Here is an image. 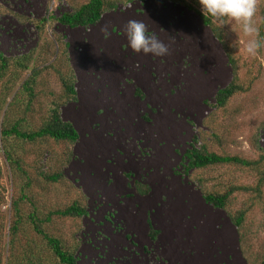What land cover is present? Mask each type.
Listing matches in <instances>:
<instances>
[{
	"label": "rangeland",
	"instance_id": "rangeland-1",
	"mask_svg": "<svg viewBox=\"0 0 264 264\" xmlns=\"http://www.w3.org/2000/svg\"><path fill=\"white\" fill-rule=\"evenodd\" d=\"M86 1L0 0V54L7 61L0 79V127L24 118L21 127L34 129L47 117L51 102L57 101L61 118L78 134L73 143L8 140L10 151L20 158L29 178L28 187L23 176L11 172L0 138V228L4 240L13 220L11 203L20 197L23 187L40 218L74 202L84 208L81 217L53 216L42 224L47 234L57 237L64 249L74 253L76 264H122L121 260L126 264H189L191 258L210 255L212 260L205 264H259L264 257V186L259 195L249 190L235 191L222 209L206 202L203 193L254 186L259 171L264 172V164L256 169L224 165L184 172L181 157L193 136L197 137V146L205 144L209 151L248 159L257 158L256 144L264 148V0H257L253 33H245L242 23L223 21L225 25L220 28L224 45L188 7L190 3L201 11L198 0H113L114 7L88 26L68 27L54 19L42 22ZM129 20L142 21L148 33L161 36L164 43L179 35L189 52L172 63L181 71L194 62L198 50L207 55L203 69L189 75L191 79L197 75L199 80L209 67L214 74L208 83L197 87L190 105L180 109L172 102L185 78L165 66V56L140 54L128 46ZM154 22L163 28L161 34H157ZM213 22L221 24L214 18ZM253 39L262 46L249 52L248 43ZM227 50L235 60L236 82L243 90L217 108V89L233 80ZM121 53L146 59L141 64L136 58L137 62H124L118 65L120 73L111 75L109 61L114 57L117 63ZM23 56L29 58L27 70L15 64ZM51 64L74 76V99L63 95ZM32 69L39 70L33 85L35 99L25 113L27 93L22 84ZM171 79L175 80L172 84H164ZM158 97L166 100V111L159 106ZM114 100L124 105L126 112L121 111L127 119H115ZM86 110L94 118L92 123L84 119ZM158 124L171 132L167 146L164 140L134 138L133 130L147 131ZM120 135L121 141L116 142ZM164 145L166 151L158 156L161 163L145 164ZM98 170L94 183L92 178ZM40 173H58L60 178L51 182ZM19 209L22 222L17 240L13 249L3 251L1 264H57L26 219L29 202L21 201ZM135 209L140 211L136 227L130 218ZM166 210L176 216L171 233L161 219ZM240 210H245V217L238 228L232 217ZM202 224L209 228L211 245L206 243L209 239L196 249L192 243L185 245V234L199 230ZM0 243L4 248V242Z\"/></svg>",
	"mask_w": 264,
	"mask_h": 264
},
{
	"label": "trees",
	"instance_id": "trees-1",
	"mask_svg": "<svg viewBox=\"0 0 264 264\" xmlns=\"http://www.w3.org/2000/svg\"><path fill=\"white\" fill-rule=\"evenodd\" d=\"M115 2L113 0H87L86 2L78 5L74 9L66 12H62L59 16H47L43 18L42 22H46L50 19H54L59 23L68 26V27H77V26H88L96 23L102 16L105 10L113 8ZM189 8H193L198 14L203 22V24L209 26L214 36L224 45L223 32L220 26L213 22V18L209 17L207 14H203L201 11L196 9L192 4H188ZM262 29L260 28V34ZM227 56L229 62L232 65L233 69V80L228 83V85L217 89L215 93V107H224L229 99L233 97L237 92L242 91V86L236 82V67L235 60L230 55L227 50ZM15 64L20 67L21 70H27L29 66V58L23 56L15 60ZM50 67L54 68V65L51 64ZM7 68L6 59L0 54V79L4 75V72ZM58 80L61 85L63 95L67 99H74L76 91L74 88V76L71 72L64 73L63 71L57 70ZM39 70L32 69L28 78L23 82L22 88L27 93V100L25 102L24 110L25 113L30 111L32 102L35 99V93L33 85L35 83V77L38 75ZM24 121V118H20L13 123L3 124L0 127V138L3 142V153L4 157L9 164L11 172L15 175L19 174L25 178L24 186L28 187L30 185L29 178L26 176V171L23 169L21 160L17 155H14L10 150H12L8 144V140L13 138L18 141H23L27 143H34L39 140L51 139L55 142H69L73 143L77 140L78 134L74 126L61 118L59 114V103L57 101L51 102V107L48 110V115L42 123L30 130L23 129L21 123ZM197 137L193 136L189 147L186 148L182 154V162L184 172L188 170H202L212 166H237L244 167L247 169H256L264 164V148H260L257 144L256 147L259 150L257 158L248 159L234 154L227 153H217L209 151L205 144H199L197 146ZM40 176L47 181L57 182L60 178L58 173H40ZM264 186V172L259 171L257 183L254 186H232L227 188L222 193H213L206 192L203 193V198L206 202L211 203L217 208H224L229 197L237 190L243 189L244 191L249 190L253 191L256 195H259L261 188ZM22 193L17 200L12 201V210H13V220L10 226L7 229L8 239L4 240L3 229L0 228V241L4 242L0 246V264L2 253L5 250H11L14 248V244L17 240V235L20 229V224L22 222V217L20 215L19 203L21 201L27 200L30 205V211L27 214V221L29 222L32 231L44 241L47 250L56 260L57 264H76V258L73 252L64 249L61 241L57 237L50 236L42 228V224L50 222L53 216L61 217H81L85 214V210L77 202L68 205L63 209L52 210L46 213L43 218H40L37 214L36 207L33 202H31L25 193V190L22 187ZM245 217V210H240L235 216L232 217L234 224L240 228L242 226L243 220ZM1 244V243H0ZM6 248V249H5ZM8 264V262H7ZM259 264H264V257L262 258Z\"/></svg>",
	"mask_w": 264,
	"mask_h": 264
},
{
	"label": "bare ground",
	"instance_id": "bare-ground-1",
	"mask_svg": "<svg viewBox=\"0 0 264 264\" xmlns=\"http://www.w3.org/2000/svg\"><path fill=\"white\" fill-rule=\"evenodd\" d=\"M154 25H155V28H156V30H157V34H161L162 33V29H161V25H160V23L158 24V23H156L155 24V22H154ZM174 29V28H173ZM168 30H170V29H168ZM182 30V29H181ZM180 32V31H179ZM181 33V32H180ZM165 34V33H164ZM174 34H175V32H174ZM185 34V33H184ZM173 36V35H172ZM182 36V35H181ZM158 37V36H157ZM161 37V36H160ZM159 37V38H160ZM121 38H122V36H121ZM162 38H164V37H162ZM186 38H187V36H186ZM187 40V39H186ZM185 40V41H186ZM165 44H167L168 45V47H169V52H168V54L167 55H165V62H164V64H165V66L166 67H169V68H172L173 69V71L176 73V75L177 76H182V77H184L185 78V80H184V82H183V84L178 88V90L176 91L177 92V94L175 95V97L172 99V102H175V103H177V107L178 108H180V109H183V108H185L187 105H190L191 104V102L193 101V99H194V95H195V93H196V90H197V87H199V85H201V84H205V83H208L210 80H211V78H212V76H213V70H212V68H210L209 67V70H208V72L206 73V74H203V76H201V78L198 80V79H196L195 77L197 76V75H195V77H193L192 79H191V76L189 75V74H191V72H192V74H194V72L195 71H198L199 69H203V67H204V61L205 60H207V55L205 56V55H203V53H202V50H198L197 51V57H195V60H194V62H192V63H190L187 67H186V69L185 70H180V69H178V68H176V66H174L172 63H173V61H175L177 58H179V57H181L182 55H186V54H188L189 55V52H187V51H185V49L183 48V46H184V41L179 37V35L178 36H174L172 39H171V41L170 42H168V43H165ZM183 45V46H182ZM204 52V51H203ZM140 54L142 53V52H139ZM149 55V54H148ZM120 56H121V58L119 57V61L117 62V63H114V61H115V59H114V57L112 58L111 57V59H110V61H109V73L112 75V74H114L115 73V71H119L118 73H120V66H118V65H121L122 63H124V62H132V63H134V61H135V58L137 59V60H139L138 62H139V64H141L145 59H146V57H144V56H142V55H139V56H137V57H135V58H132V57H130L129 56V54H126V53H121L120 54ZM148 57H150V56H148ZM149 59V58H148ZM152 61V60H151ZM213 61V60H212ZM135 62H137V61H135ZM207 63V62H206ZM213 63V62H212ZM123 65V64H122ZM214 66V65H213ZM134 69V68H133ZM140 69V68H139ZM123 71V70H122ZM194 71V72H193ZM207 71V70H206ZM122 74H123V72H121ZM189 75L187 78H186V75ZM191 74V75H192ZM120 75V74H119ZM202 75V74H201ZM143 76V75H142ZM176 77V76H175ZM200 77V76H199ZM176 79V78H175ZM100 81H102V80H100ZM175 80L174 79H171L170 80V82H168V81H163L164 82V84H169V83H173ZM103 82V81H102ZM102 84V83H101ZM156 88V87H155ZM201 88V87H200ZM157 89V88H156ZM109 90V89H108ZM157 91V90H156ZM156 100H158L157 102L159 103V106H161L164 110H165V108H166V100H163L161 97H158ZM97 101H98V99H97ZM115 101V104H116V106H115V109L117 110V111H115L116 113H115V119L117 118V119H119V121H121L122 120V118L124 119H127L128 117L126 116L127 114H124L122 111H124V112H126L123 108H124V105L123 106H121L120 104H119V102H117V100H114ZM171 102V101H170ZM171 102V103H172ZM169 103V102H168ZM122 110V111H121ZM166 111V110H165ZM172 113V112H171ZM85 114V116H84V119H85V121L87 122V123H92L93 121H94V118H93V116L91 115V112H90V110H86V112L84 113ZM163 114V113H162ZM166 114V113H165ZM116 115H118V116H116ZM161 115V114H160ZM158 117V116H157ZM160 117V116H159ZM161 117L164 119V117H163V115H161ZM173 119V118H172ZM166 120V119H165ZM162 121V120H161ZM170 121H171V119H170ZM174 120H172V122H173ZM165 123V122H164ZM168 123H169V121H168ZM166 125H167V123H166ZM172 125H173V123H172ZM150 131H151V133H153V135H151V133H150ZM133 132V134H134V138L136 139V138H139V137H145L146 138V140H148V141H161V142H163V140H164V142H165V144H166V146H167V144H168V142H170V139H171V132L170 131H168L167 129L165 130V128L162 126V124H158L156 127H154V125H153V127L152 128H149V130L147 129V131L146 130H133L132 131ZM128 133V132H127ZM126 133V134H127ZM121 135L120 136H118L116 139H115V141L117 142V140H119V141H121ZM124 143H126L125 141H124ZM166 146L164 145V146H162V147H158V149H157V151H158V155H155L154 157L155 158H152L151 159V157L150 158H148L146 161H145V164H160L161 163V157L159 156L160 154L159 153H162L165 149H166ZM166 151V150H165ZM164 153V152H163ZM160 158H159V157ZM163 157V156H162ZM163 164V163H162ZM158 170V169H157ZM100 170H98L97 171V173L95 174V177L94 178H92V181L95 183L97 180V178H98V172H99ZM162 180V179H161ZM92 188V187H91ZM95 189H90V192L91 191H94ZM177 201V200H176ZM173 205V204H172ZM170 207V206H169ZM167 208V207H166ZM165 208V209H166ZM130 210V209H129ZM132 210V209H131ZM166 213H164V215H163V217L161 218L162 219V222L164 223V225L166 226V228H167V230L168 231H170V229H172L171 228V226H172V224H174L175 222V217L176 216H174V214H172V212H170V211H168V210H166L165 211ZM130 213V212H129ZM182 213V212H181ZM132 214V217L130 216V218H132V224H134V226L136 225V220L138 221V218H139V214H140V211H139V209H135V210H133V212L131 213ZM179 217V216H178ZM183 217V216H182ZM129 218V217H128ZM129 218V219H130ZM181 219V218H180ZM186 219V218H185ZM186 221V220H185ZM194 222V221H193ZM186 223V222H185ZM208 224V223H207ZM211 226H213L212 224H210ZM177 226V225H176ZM136 227V226H135ZM214 228V227H213ZM212 227H211V229H213ZM177 229V228H176ZM207 229H209L208 227H207V225L206 226H204L203 227V224H202V226H200L199 225V230L197 229V231L196 230H194V231H192V232H187L186 234H185V239H186V242H185V245H187L188 247L191 245V243H192V248H197L196 246H200V244L202 243V242H204V241H206V240H208L209 239V234L207 233ZM175 230V229H174ZM191 231V230H190ZM214 231V230H213ZM217 232V231H216ZM170 233H171V231H170ZM173 234H174V232H172ZM179 233V232H178ZM171 235V234H170ZM172 236V235H171ZM173 237V236H172ZM217 237V236H216ZM218 238V237H217ZM204 239V240H203ZM219 239V238H218ZM187 240H191V241H187ZM200 240H202V241H200ZM216 240V239H215ZM220 240V239H219ZM173 241V240H172ZM170 242V241H169ZM180 242V241H179ZM182 242H184V241H182ZM172 243V242H171ZM171 243H169V244H171ZM206 243H209L210 245H211V241H210V239H209V241L208 242H206ZM172 245V244H171ZM173 245H175V244H173ZM172 245V246H173ZM178 245V244H177ZM182 245V244H181ZM209 245V246H210ZM214 245V244H213ZM208 246V247H209ZM168 247H170V246H168ZM180 247V246H179ZM183 247V246H182ZM205 247V246H204ZM211 247V246H210ZM222 247V246H221ZM172 248H174V250L176 249L175 248V246L174 247H172ZM171 248V249H172ZM211 248H213V246L211 247ZM199 249V248H198ZM194 250V249H193ZM215 250V249H214ZM174 252V251H173ZM205 252V251H204ZM216 252V251H215ZM225 252V251H224ZM223 252V253H224ZM174 254H172V256H173ZM202 256V255H201ZM213 256V255H212ZM177 259V258H176ZM207 260H212V257H211V255H210V257H206V258H197V259H195V260H193V258H191V260H189V264H205L206 262H207ZM174 261L175 260H173V263H174ZM216 262V261H215ZM121 263L122 264H126V262H125V260H121ZM120 264V263H119ZM188 264V263H187Z\"/></svg>",
	"mask_w": 264,
	"mask_h": 264
},
{
	"label": "clouds",
	"instance_id": "clouds-1",
	"mask_svg": "<svg viewBox=\"0 0 264 264\" xmlns=\"http://www.w3.org/2000/svg\"><path fill=\"white\" fill-rule=\"evenodd\" d=\"M198 3L204 15L207 14L221 22L220 27L225 25L223 21L231 20L238 24L242 23L245 33L251 34L255 31L252 20L257 12V0H198ZM104 31L107 37V30ZM126 37L128 46L134 52H143L156 57H163L169 52L168 45L155 34H149L147 26L142 21L129 20L126 25ZM261 46L260 41L253 39L249 41L247 50L254 52Z\"/></svg>",
	"mask_w": 264,
	"mask_h": 264
}]
</instances>
